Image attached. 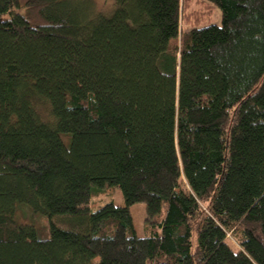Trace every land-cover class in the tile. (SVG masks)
I'll use <instances>...</instances> for the list:
<instances>
[{"label":"trees","instance_id":"obj_1","mask_svg":"<svg viewBox=\"0 0 264 264\" xmlns=\"http://www.w3.org/2000/svg\"><path fill=\"white\" fill-rule=\"evenodd\" d=\"M202 1L0 0V264H264V0Z\"/></svg>","mask_w":264,"mask_h":264},{"label":"rangeland","instance_id":"obj_2","mask_svg":"<svg viewBox=\"0 0 264 264\" xmlns=\"http://www.w3.org/2000/svg\"><path fill=\"white\" fill-rule=\"evenodd\" d=\"M116 0H75L77 4H80L84 6L87 10H91L95 8L96 12L102 11L106 14H112V11L114 9ZM213 10V15L211 18V23H217L220 24L222 22V13L219 7L215 6L213 7L207 2H204L202 0H193L190 9L191 10H199V12H205L208 13L209 9ZM210 9V10H211ZM184 8V12H185ZM188 12V11H186ZM193 24V21H188L185 17L182 19L181 28L182 31L188 30L191 25ZM44 114L46 117L49 116V114L46 113L45 109H43ZM185 189H188V186L186 183H182ZM114 202L118 206H125V199L123 197V193L120 187H107L104 190L102 189L99 192H95L92 196L91 200V206L93 209L97 208L98 206H101L103 204H106L108 202ZM130 211L133 217V222L137 231V234L140 236H145L147 234L146 230V218H147V206L145 202H137L133 204L130 207ZM26 208H23L21 211V218L24 219L25 217ZM194 240H196V231L194 233ZM228 241L231 244V246L235 249H242L241 242H240V235L234 236L233 234L229 235Z\"/></svg>","mask_w":264,"mask_h":264}]
</instances>
